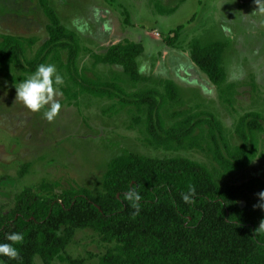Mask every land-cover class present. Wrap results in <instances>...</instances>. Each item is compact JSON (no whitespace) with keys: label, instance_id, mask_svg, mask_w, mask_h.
Instances as JSON below:
<instances>
[{"label":"trees","instance_id":"obj_1","mask_svg":"<svg viewBox=\"0 0 264 264\" xmlns=\"http://www.w3.org/2000/svg\"><path fill=\"white\" fill-rule=\"evenodd\" d=\"M38 3L49 21L48 40L27 60L35 45L33 40L1 35L0 72L18 68L23 75H32L40 64H47L49 59L55 61L75 88L74 92L62 90L69 101L90 94L117 100L114 108L133 107L140 115L133 122L145 125L149 148L206 149L225 176L258 158L264 159L259 152V135L264 137L259 113L250 112L239 118L235 127L240 141L237 146L229 144L223 127L209 113H173L177 121L167 128L162 110L180 101L179 88L173 81L160 82L163 92L145 89L130 101L114 82L87 78L77 68L81 53L77 35L62 25L49 0ZM155 9L160 16L176 12L158 5ZM125 23L130 25L128 17ZM182 30L180 26L165 38L167 46H176ZM227 48L225 42L203 43L194 39L189 45V56L216 88L220 100L232 105L223 66ZM143 53L142 44L125 40L110 46L104 54L93 53L91 57L94 65L121 67L136 86L148 81L139 69ZM190 188L196 190L195 203L191 205L182 199ZM36 190L37 193L30 188L22 190L9 210L0 207V243H10L6 236L14 232L24 236L23 243L15 245L20 260L0 257L4 264H35L36 257L42 264H56L57 260L78 264L63 254L76 231L85 230L93 231L109 246L98 264H264V211L254 207L260 203L257 194L264 191V181L259 178L240 186L219 184L213 173L198 162L181 157L153 159L126 151L108 164L100 195L83 188L56 193L57 186L45 181ZM130 193L142 197L138 213L133 207L135 201L128 198Z\"/></svg>","mask_w":264,"mask_h":264},{"label":"rangeland","instance_id":"obj_2","mask_svg":"<svg viewBox=\"0 0 264 264\" xmlns=\"http://www.w3.org/2000/svg\"><path fill=\"white\" fill-rule=\"evenodd\" d=\"M49 3L62 25L79 39L77 68L82 75L103 83L114 82L130 101L145 89L163 92L160 85L163 80L177 85L180 101L162 110L167 128L177 121L173 113H209L221 124L231 146L240 144L235 127L245 114L259 113L264 128V12L254 13L258 11L255 0H186L184 4L182 0H49ZM155 5L176 12L160 16ZM126 17L130 25L125 23ZM48 24L38 0H0V36L33 40L35 45L27 60L48 40ZM180 26L183 30L176 46H167L165 38ZM194 39L228 44L223 66L227 87L230 86L231 95L227 97L232 105L220 100L216 88L192 63L189 45ZM125 40L140 43L144 48L139 69L148 79L145 83L134 86L121 67L94 65L91 54L102 55L110 46ZM47 64L56 65L64 77L61 91L74 92L73 83L59 63L49 59ZM29 76L18 68L0 72V207L6 210L13 207L18 193L25 188L37 193L36 188L43 181L55 184L56 193L83 188L100 195L108 164L126 151L153 159L181 157L198 162L213 173L219 184L240 186L254 178L264 181L261 158L225 176L206 149L149 148L145 125L133 122L140 115L133 107L114 108L117 100L84 94L69 101L62 91L63 95L56 97L62 104L61 112L49 122L43 110L32 113L16 101L15 87ZM259 139V152L264 154L263 135ZM23 167L26 170L20 176ZM108 248L93 231H76L63 256L78 264H98ZM35 264H42L40 258H35ZM56 264L68 263L57 260Z\"/></svg>","mask_w":264,"mask_h":264},{"label":"clouds","instance_id":"obj_3","mask_svg":"<svg viewBox=\"0 0 264 264\" xmlns=\"http://www.w3.org/2000/svg\"><path fill=\"white\" fill-rule=\"evenodd\" d=\"M258 11L254 13L264 12V0H255ZM64 85V77L59 73L54 64H40L35 72L27 79L22 80L16 88V101L22 103L27 110L32 113H41L49 122L55 120L61 112L62 104L56 97L62 96L61 91ZM196 190L190 188L187 193L182 195V199L186 204H194ZM260 203L254 207L264 211V191L257 194ZM130 200H134L133 207L138 213L140 204L138 203L142 197L138 193L128 194ZM264 228V223L261 224ZM6 240L10 243H0V257H7L9 260L19 261L20 251L15 245H20L24 241V236L20 232H14L6 236ZM0 264L4 261L0 260Z\"/></svg>","mask_w":264,"mask_h":264}]
</instances>
